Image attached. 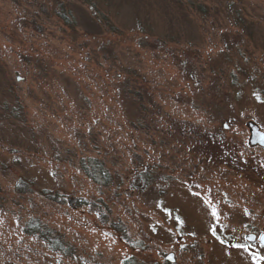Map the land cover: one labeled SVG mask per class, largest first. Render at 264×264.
<instances>
[{"label":"rangeland","instance_id":"374dc122","mask_svg":"<svg viewBox=\"0 0 264 264\" xmlns=\"http://www.w3.org/2000/svg\"><path fill=\"white\" fill-rule=\"evenodd\" d=\"M93 2L0 0V264H264V0Z\"/></svg>","mask_w":264,"mask_h":264},{"label":"trees","instance_id":"16d2710c","mask_svg":"<svg viewBox=\"0 0 264 264\" xmlns=\"http://www.w3.org/2000/svg\"><path fill=\"white\" fill-rule=\"evenodd\" d=\"M87 4L92 9L96 7L93 0H87ZM190 8H192L197 14L200 15L207 14L208 12V8L203 3L190 2ZM59 17L64 21V24H66V26L69 25L70 20L64 12L60 13ZM108 27L110 30L116 29V26L112 25L111 23L108 24ZM81 169L88 178L95 182H98L100 180L104 181V183H107L110 178L104 164L99 160L82 159ZM20 186L26 187V182L23 181ZM25 233L32 236L36 235L41 238L42 241L48 246L49 250H51L52 252H59L63 255H69L71 253V247L68 246V243H66L64 238H62V236L56 230L50 229L45 226L43 227L39 222L37 224H28V226H26L25 228ZM122 264L146 263H140L133 257H127L122 261Z\"/></svg>","mask_w":264,"mask_h":264},{"label":"water","instance_id":"95a60500","mask_svg":"<svg viewBox=\"0 0 264 264\" xmlns=\"http://www.w3.org/2000/svg\"><path fill=\"white\" fill-rule=\"evenodd\" d=\"M248 126H249L250 132H251V135H250V143L252 145L259 144V145H261L264 148V133H262L259 130L258 126L256 124L252 123V122H250L248 124ZM72 202L73 201H71L70 203L72 204ZM248 240H250L252 242H255L256 241V237L255 236H251V237L249 236L248 237ZM260 243L264 246V234L260 237ZM173 256L172 255H169L167 257V260H169L171 263H174L175 262Z\"/></svg>","mask_w":264,"mask_h":264},{"label":"snow or ice","instance_id":"6c2138e0","mask_svg":"<svg viewBox=\"0 0 264 264\" xmlns=\"http://www.w3.org/2000/svg\"><path fill=\"white\" fill-rule=\"evenodd\" d=\"M212 215H213L214 217H216L217 214H216V212L214 211V212L212 213Z\"/></svg>","mask_w":264,"mask_h":264}]
</instances>
